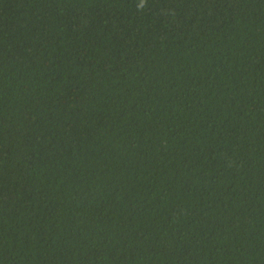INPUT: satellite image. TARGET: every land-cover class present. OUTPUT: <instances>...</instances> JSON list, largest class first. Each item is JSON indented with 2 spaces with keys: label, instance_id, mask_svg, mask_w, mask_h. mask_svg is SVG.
I'll return each instance as SVG.
<instances>
[{
  "label": "trees",
  "instance_id": "1",
  "mask_svg": "<svg viewBox=\"0 0 264 264\" xmlns=\"http://www.w3.org/2000/svg\"><path fill=\"white\" fill-rule=\"evenodd\" d=\"M0 264H264V0H0Z\"/></svg>",
  "mask_w": 264,
  "mask_h": 264
}]
</instances>
